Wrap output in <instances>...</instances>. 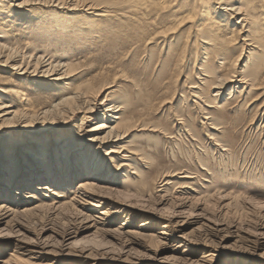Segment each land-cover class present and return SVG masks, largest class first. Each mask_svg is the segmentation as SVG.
Returning <instances> with one entry per match:
<instances>
[{"label":"rangeland","instance_id":"1","mask_svg":"<svg viewBox=\"0 0 264 264\" xmlns=\"http://www.w3.org/2000/svg\"><path fill=\"white\" fill-rule=\"evenodd\" d=\"M34 18L37 19V15ZM82 18L85 19L79 17L77 20L82 22ZM41 20L50 21V17ZM23 32L17 31L11 43L4 42L7 47H17L30 55L32 49L26 47L28 41ZM45 39L48 38L36 40L41 50L52 53L57 60L80 63L71 72L66 85L39 88L21 82L32 101V111L48 107L53 100L70 95L99 71L93 61L84 59L91 49H80L76 41L47 45ZM109 50L101 42L92 47L93 53L104 57L100 59L103 61L111 53ZM239 52L238 49L236 54ZM158 56L157 51L152 59L140 66L143 69L140 78L153 87L156 81L163 83V78L157 75L158 67H152ZM3 59L0 56V61ZM100 64L103 63H99L101 68ZM131 69L128 67V70ZM185 72H182L181 78L178 77L177 83L153 89L152 94L163 99L164 95L169 97L175 93L170 102L185 111L190 109L187 113L192 117L189 118L191 125L196 127L193 132L195 139L181 135L176 140L171 133L161 136L132 126L123 140L102 144V148L96 151V146L89 149L90 142L87 140L91 139L95 131L90 130L99 120H87L80 126L87 115L84 108L73 115L47 117L40 123L31 122L27 128L32 132L14 130L12 125L11 130L5 128L9 132L0 134V173L5 167L4 176L13 178L10 179L13 188H6L9 199L0 197V264L9 261V258H12L9 264H264V96L248 106L254 98L250 94L246 102L243 100L246 94L230 98L229 94L224 95L219 102L227 106L230 115L218 120L215 129L209 128L207 123L210 121L202 118L201 114L205 110L215 113V107L206 109L207 106L198 104L193 109L190 104L195 98L191 93L185 95L184 102L177 101L180 90H187L188 83L181 88L179 86L180 80H185ZM1 79L7 82L9 89L16 81V86H20L17 77L0 66ZM125 84L127 82L120 84L122 93L126 89ZM142 90L139 98L144 95L145 90ZM11 103L14 109L22 110L23 103L19 100L13 98ZM171 103L164 106L158 100L148 109L140 106L142 118L169 125L173 131ZM240 103H244L243 106ZM125 106L132 109L133 104L127 101ZM196 112L200 115L195 117ZM127 116V113L122 115ZM136 118L139 116L136 115ZM223 126L227 130L219 132V127ZM10 134L12 140L7 146L10 154L4 157ZM61 135L67 141L68 150L59 155V148L53 146V141ZM25 139V144L18 142ZM217 139H223L224 146L220 143L222 148ZM37 141L42 142L47 150L46 157H40L41 160L53 163L61 156L59 159L64 167L83 156L82 160L90 163L91 170L97 169L103 162L113 169L124 161L115 154L113 166L111 162H106L103 157L111 146L125 149L139 147L144 156L134 155L126 160L130 168L123 167L117 172L119 177L116 179L114 175L105 177L104 174L101 176L106 181L95 179L97 187L90 192L77 190L79 182L85 179L81 177L65 186V192L59 198L50 194L30 199L25 196L17 198V194L11 193L20 189L15 185L16 180L29 175L38 166L39 158L37 160L33 156L35 146L29 143ZM97 155L101 158L96 159ZM201 156H206V159ZM94 160H97L95 164ZM161 176L163 182L159 180ZM22 189L24 195L30 192L25 187ZM76 196L77 201L74 202L72 197ZM101 212H106V215ZM208 254H215L212 263L206 261Z\"/></svg>","mask_w":264,"mask_h":264},{"label":"bare ground","instance_id":"2","mask_svg":"<svg viewBox=\"0 0 264 264\" xmlns=\"http://www.w3.org/2000/svg\"><path fill=\"white\" fill-rule=\"evenodd\" d=\"M36 15L37 19L34 18ZM48 16L50 21L41 20ZM79 17L85 19L82 18L83 21L79 22L77 20ZM22 30L25 40L28 41L25 43L26 47L32 49L30 55L17 47H7L4 42L11 43L17 31ZM44 38H48L44 42L47 45L55 46L59 43L68 44L76 41L80 49L86 51L91 49L84 59L93 61L92 63L98 66L99 71L70 95L53 100L48 107L32 111V101L21 84L25 85L28 82V85H37L39 88L66 85V80L72 75L71 72L75 71L80 63L79 61L76 63L60 61L61 59L57 60L52 53L41 50L36 45V40ZM98 42L111 50L106 61L100 60L104 58L101 54L92 51V47ZM238 49L240 52L236 54ZM157 51L159 56L152 67L153 69L158 67L157 75L163 78V83L156 81L153 87L144 83L139 75L143 73L141 63L152 59L153 53ZM0 56L4 58L0 61L2 69L9 70L14 77H17L18 85H20L16 86V81L9 89L7 82L3 81L4 79L0 80L1 135L9 132L5 131V128L11 130L10 125L14 127V130L28 132L27 127L31 126V122L40 123L47 117L49 119V117L56 118L66 114L73 115L84 108L87 115L80 126H83L84 121L87 120H99V123L90 130L95 131L94 134H91V139L87 140L90 142L89 149L96 146V151L102 148V144L123 140L132 126L161 136L171 133L175 135L176 140L181 135L184 138L187 135L193 136L195 139L196 135L193 132L196 131V127L191 125L192 117L187 113L190 109L187 108L185 111L184 108L180 109L181 106H174V102L171 103L175 93L165 97L163 92L164 98L161 99L153 95L152 91L156 88L160 89L163 85L167 88L168 84L177 83L178 77L185 70L186 74L183 76L185 80H180L179 86L181 88L188 83L187 90H180V98L177 101L184 102L185 95L191 93L195 98L190 104L193 109L198 104L207 106L206 109L215 107L217 112L205 110L206 112L201 114L202 118L210 121L207 123L209 128H214L219 124L218 120L230 115L227 106L219 102L224 95L229 94L230 98L242 97L246 94L243 98L246 102L250 94L254 98L248 106L257 99H261L264 96V89H262L264 84V0H0ZM99 63H103L100 64L101 68ZM128 67L132 69L128 70ZM191 69L193 71L190 72ZM121 82H127L123 93L120 89ZM142 89L145 90L144 95L139 98L138 96L143 92ZM13 98L23 103L22 110L14 109L11 103ZM38 98L41 97L38 96ZM158 100L159 104L164 106L166 103L172 104L170 105L173 109L171 123L172 127H175L173 131L169 125L153 122L146 117L142 118L140 106L148 109L154 101ZM127 101L133 104L132 109L125 106ZM262 102L264 103V99ZM240 104L243 106L244 103ZM175 107H178L177 110L174 109ZM124 113L128 116L122 117ZM136 115L139 118L135 120ZM199 115L196 112L195 117ZM219 128V132L227 130L224 126ZM22 132L20 134H23ZM11 138L10 134L4 157L10 154L7 146L10 145ZM62 138L61 135L52 140L53 146L59 148V155L68 150L67 141ZM216 141L222 148L223 139ZM18 142L25 144L26 139ZM37 142H29L35 146L36 153L33 156L37 160L39 158L37 168H34L29 175L18 177L15 185L20 189L10 190L11 193L17 194V198L25 196L30 199L37 195L48 196L49 194L59 198L62 197L65 186L81 177L85 179L79 182L78 188L75 187L79 192L82 190L90 192L97 187L94 183L95 179L100 178L106 181L102 178L103 174L105 177L114 175L116 179L119 177L117 172L123 167L130 168L126 160L134 155L144 156L139 147L125 149L122 146H111L103 157L106 162H111L113 166L116 155L124 161L113 166L115 171H112L110 166L106 167L108 164L105 162L100 167L97 166V169L91 170L90 163L82 160L83 156L79 157L77 162H70L64 167L60 161L61 156L53 163H47L46 159L41 160L40 157L44 155L46 157L47 150L42 142ZM96 157V159L101 158L99 155ZM96 161L94 160V164ZM1 169L0 197L8 198L7 196L10 195L6 188H11L10 179L13 178L9 174L6 178L4 176L6 168ZM107 170L110 171L105 174ZM159 180L163 182L164 179L161 176ZM23 187L30 190L27 195H24ZM77 196L72 197L74 202L77 201ZM83 207H86L85 203ZM101 214L106 215V212ZM214 256L215 254L206 255V261L212 263ZM10 262L12 263V258L2 264Z\"/></svg>","mask_w":264,"mask_h":264}]
</instances>
